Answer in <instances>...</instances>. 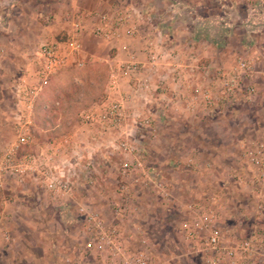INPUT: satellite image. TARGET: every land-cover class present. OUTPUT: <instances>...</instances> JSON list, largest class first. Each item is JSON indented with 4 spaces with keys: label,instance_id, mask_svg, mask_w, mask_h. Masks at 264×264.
<instances>
[{
    "label": "rangeland",
    "instance_id": "rangeland-1",
    "mask_svg": "<svg viewBox=\"0 0 264 264\" xmlns=\"http://www.w3.org/2000/svg\"><path fill=\"white\" fill-rule=\"evenodd\" d=\"M246 3L264 12V0ZM50 14V7L23 1L0 6V64L3 58L9 64L7 70L0 67V146L26 134V143L19 146L16 159L40 157L49 149L56 150L58 159L66 153L60 139L68 133H77L75 138L83 141L90 137H97L98 142L105 139L104 135L101 139L93 134L99 130L89 134L76 130L82 127L81 105L67 104L63 113L61 105L53 103L55 96L68 93L71 84H84L88 76L94 94L103 93L105 62L69 59L35 97L29 93L37 83V50L46 42H58V38L34 39L35 27ZM9 17L13 18L11 25L5 20ZM10 34L15 37L13 46ZM249 47L246 53L231 55L232 64L235 58L253 60V69L237 94L222 105L221 117L201 120L191 130H166L167 135L155 128L134 130L131 142L139 151L137 159L151 176L147 184H143L139 171L120 182L118 165L123 158L108 150H99L93 157L97 171L94 183L78 182L71 199L62 204L51 199L33 176L22 183L6 176L0 187V264H125L136 252L144 253L150 264H227L218 246L216 251L206 244L212 232L218 235L221 248L233 252L237 243L252 233L264 237V231H258L259 223L264 230V209L259 215L254 213L258 170L252 162L257 152L254 144L264 143V31ZM91 64L101 66L102 72L104 66L101 85V72L95 76L82 73L84 66ZM37 107L55 110L53 115L49 113L55 118L43 129L34 124ZM64 120L68 123L66 131L51 137L52 130H61ZM47 137H51L49 142ZM157 183L162 188L156 187ZM99 200L101 209L92 205ZM79 204L95 211L108 231H115L120 253L111 256L109 247L84 229L82 216L76 211ZM117 209L125 211L116 213ZM184 223L189 226L184 228ZM247 264H261L260 258H250Z\"/></svg>",
    "mask_w": 264,
    "mask_h": 264
},
{
    "label": "built area",
    "instance_id": "built-area-1",
    "mask_svg": "<svg viewBox=\"0 0 264 264\" xmlns=\"http://www.w3.org/2000/svg\"><path fill=\"white\" fill-rule=\"evenodd\" d=\"M141 16L142 12L138 8L120 6L112 10L111 13L100 16L91 28V34L104 40L117 37L118 31H122L126 37L136 36ZM72 27L73 31L62 43L46 42L40 45L37 50L36 55L39 61L36 72L37 83L29 91L32 93V98L37 95L41 87L47 84L48 79L65 65L66 58L79 51L78 32L80 27L75 22ZM141 42L139 52L144 56L145 63L138 62L130 53L118 66L119 76L126 79L131 93L114 101L103 100L99 104H95V107L92 105L79 113L81 124L100 127L99 133L105 136L104 142H98L97 137L86 138L83 141L75 138L77 133H68L60 139L61 146L66 150V153L62 154L60 158L55 157L56 150L49 149L40 157L28 155L16 159L15 154L19 146L26 143V134H20L12 143L5 147L0 146V187L4 178L9 175L17 183H22L25 178L33 176L35 182L51 199L61 204L65 203L71 199L73 188L78 182L81 181L83 185L94 183L97 171L93 157L99 150H108L123 158L118 165L120 182L131 178L136 171L141 173L144 185L150 181L151 176L149 177L144 170L143 162L137 159L139 151L132 144L131 138L137 128L152 130L154 118L150 113L143 115L140 106H154L157 99L156 89L159 87L152 85L148 80L137 79L136 75L142 72L154 75L157 71L159 56L147 35L141 36ZM252 66L253 60L235 58L228 70L215 71L213 76L214 83L217 85L215 95L205 88L195 89L191 98L186 101L188 109L193 111L197 107L201 115L205 116L218 114L220 106L228 102L239 91L244 78L252 74ZM114 81V74H110L107 77L105 89H112ZM160 82H162L161 78ZM160 88L163 87L160 86ZM129 103L133 105L130 106ZM254 148L257 149V152L253 155L252 162L258 170L255 179L258 188L254 190V213L259 215L264 209V143L260 141L254 144ZM155 186L162 188L159 183ZM191 207L188 205L187 209L193 213L194 210ZM76 211L78 215L82 216L84 229L90 232L91 236L99 243L107 245L111 256L120 253L121 246L116 240L115 231L113 229L108 231L95 211L88 210L86 206L80 204L77 205ZM124 211V209L115 210L116 213ZM196 224L197 222L194 223V225ZM187 226H189L187 223L183 224L184 228ZM218 243L219 238L215 232L207 236V246L213 250H216L218 246V253L222 251L227 264H247L250 262V258L255 256L260 258L261 264H264L263 235L252 233L248 238L237 243L234 252L225 251ZM124 263L150 264L142 252L134 253Z\"/></svg>",
    "mask_w": 264,
    "mask_h": 264
},
{
    "label": "crops",
    "instance_id": "crops-1",
    "mask_svg": "<svg viewBox=\"0 0 264 264\" xmlns=\"http://www.w3.org/2000/svg\"><path fill=\"white\" fill-rule=\"evenodd\" d=\"M22 1L32 6L50 7V17L46 16L47 20L35 27V41L58 38V43H62L73 31V22L77 23L80 27V49L68 56L65 63L74 58H95L105 62L107 77L110 74L115 76L113 88H104L103 100L106 102L131 93L126 79L119 76L118 66L130 53L138 62L145 63L139 50L142 45L141 36L147 35L159 56L157 71L154 75L142 72L136 78L148 80L159 88L156 89L154 106L140 107L143 115L152 114V129L161 130L163 135H167L166 130L172 133L173 130H191L201 120L222 116L223 104L218 114L205 116L201 115L197 107L190 111L186 101L198 88H205L215 95V70L230 67L232 53L248 52L250 44L253 45L255 38L264 31V12L242 0H0V6H9L14 2L18 5ZM120 6L141 10L138 34L126 37L122 31H118L117 37L109 40L93 36L91 28L98 18ZM5 20L13 24V18ZM8 38L13 46L12 39L15 37L10 34ZM12 51L15 54L17 50L13 47ZM4 59L0 64L3 71L9 65L4 63ZM76 130H84L89 134L93 132L91 130L101 129L99 126L82 124ZM93 134L101 136L99 131ZM101 139L104 138L101 136ZM166 139L169 140L168 136ZM96 202L92 204L93 207L101 209L102 202ZM262 226L259 223L258 231H264Z\"/></svg>",
    "mask_w": 264,
    "mask_h": 264
},
{
    "label": "trees",
    "instance_id": "trees-1",
    "mask_svg": "<svg viewBox=\"0 0 264 264\" xmlns=\"http://www.w3.org/2000/svg\"><path fill=\"white\" fill-rule=\"evenodd\" d=\"M101 70H102L101 66H98L97 64H91V65L84 66L82 73H84L85 75L88 72H90L92 76H95L96 72H101L102 75L101 77L99 76L100 77L99 84L101 85L103 83L104 66H103V72ZM88 80H89V76L88 78L85 79L84 84H80L77 86H74L73 84H71L70 85V87L72 86L71 90L68 93L63 94L61 97L55 96L53 98V103L60 104L62 107L63 113L67 111V104H79L81 105V110L87 109L90 105L99 104L100 102L103 101V98H104L103 93L99 91V93L94 94L95 88H93L94 86H92V88L88 86L89 85ZM100 85H99V89H100ZM37 108L38 110H36L35 112L34 124L38 128L43 129L46 126V124L49 122V120L51 121L55 118V116L49 117V113H52L51 115H53L55 113V110H52L51 108L49 111H46V110H43L42 108H39V107ZM67 126H68V123L66 120H64L62 122L61 130H52L51 137H56L61 132L63 133L64 131H66ZM51 137H47L46 140L49 142Z\"/></svg>",
    "mask_w": 264,
    "mask_h": 264
}]
</instances>
